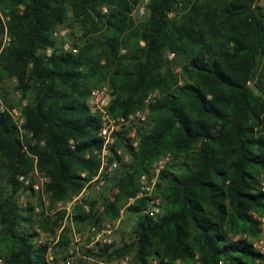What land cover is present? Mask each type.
Returning a JSON list of instances; mask_svg holds the SVG:
<instances>
[{"label":"trees","instance_id":"1","mask_svg":"<svg viewBox=\"0 0 264 264\" xmlns=\"http://www.w3.org/2000/svg\"><path fill=\"white\" fill-rule=\"evenodd\" d=\"M138 1L5 2L11 40L4 46L0 40V82L14 79L28 102L23 140L11 116L0 115L2 264H50L48 246L36 242L38 233L25 225L33 219L17 203L19 177L37 156L53 199L83 190L104 144L89 97L106 82L114 92L108 111L116 117L142 107L153 91L159 96L138 131V147H127L130 162L113 148L121 175L102 218L115 220L126 207L136 215L133 236L89 255L130 254L135 264H264L254 246L263 231L255 214H264V4L150 0L149 14L137 21L131 12ZM64 25L78 30L77 53L58 47L54 32ZM169 153L157 184L164 210L152 218L143 213L148 199L137 197L138 181ZM92 205L79 217L91 219ZM55 224L45 217L40 225ZM67 242L63 236L59 246Z\"/></svg>","mask_w":264,"mask_h":264},{"label":"built area","instance_id":"2","mask_svg":"<svg viewBox=\"0 0 264 264\" xmlns=\"http://www.w3.org/2000/svg\"><path fill=\"white\" fill-rule=\"evenodd\" d=\"M7 0H0V25L2 29H0V40L3 41V46L8 44L11 40V36L9 34L8 23L12 18V11L9 6L5 5ZM150 0H140L134 7L133 12L138 13L139 15H144L148 12ZM22 9V7H21ZM107 9L103 7V12H106ZM63 32L62 34H64ZM63 50L65 51H73L74 53L78 52V48L72 46L69 42H65L63 44ZM159 96V91H153L148 94L145 99V103L142 107L137 110L129 113L127 116H113L108 111V106L111 100L114 97L113 88L107 84H101L95 87L91 95L89 97V106L91 112L93 114H98L101 117V126L99 128L98 134L103 139L104 144L103 147L96 151L99 159H100V167L97 173L93 174L88 181L86 182L83 190L78 194L71 197L69 201H66V204L62 203V200L59 201L60 207L56 211L64 210L66 214L65 223L60 229V232L66 227L67 223H70L72 227L75 226V218H74V208L81 204L82 209L90 213L91 206L89 204H83L82 198H85L91 188H101L106 184V175L115 167L118 166L119 160H114L112 163H109V156L113 153L112 147L114 146L117 138L119 136H124L126 141L129 142L135 149L138 147L139 140L138 129L142 126H146L149 122L148 115L151 111V103ZM1 114H9L19 129L20 133H22L24 129L25 116L22 111L9 107L2 97V91L0 88V115ZM71 146L74 147V141H71ZM117 153H121L120 150H116ZM171 160V155L167 154L158 159L152 166L149 173H145L140 177V190L137 194V197H146L148 199L147 206L143 209V213L152 217L157 218L163 212V197L157 190V184L160 178V174L162 169L165 168L166 164ZM38 158L35 156V162L37 163ZM108 167V168H107ZM83 177H86V172L82 173ZM19 181L21 183L22 189L27 188L29 191L33 190L34 192L41 194L45 200L46 194L49 193L47 190V184L50 181V178L47 175H43L39 172L37 166L32 173L25 174L19 177ZM136 198H131V202H134ZM47 214H54V212ZM255 217L261 221V227L263 231L257 239L254 240L255 248L264 254V214L258 215L255 214ZM69 219V220H68ZM92 231H99L97 233V241L100 240L102 235H106L103 239L105 244H111L112 239L108 237L112 234V229L103 228L99 229L97 225H94ZM108 235V236H107ZM60 234H57L56 239H51V242H46L42 237L38 239L40 244H46L48 246L47 253V261L50 264H53V256L50 255L51 250H53V246L59 241ZM83 237L80 233L74 232L72 236V241L68 247L67 255L68 257L64 261L66 264H73L74 257L81 256L80 255V247L79 243L82 241ZM133 256L128 254L116 260L110 261H97L98 264H134ZM3 263V259H0V264Z\"/></svg>","mask_w":264,"mask_h":264},{"label":"rangeland","instance_id":"3","mask_svg":"<svg viewBox=\"0 0 264 264\" xmlns=\"http://www.w3.org/2000/svg\"><path fill=\"white\" fill-rule=\"evenodd\" d=\"M260 2L261 4H264V0H261ZM189 5H191V3H189ZM134 7H133V10H134ZM105 8L108 11V8L107 7ZM133 10L131 12V15L137 21L145 18L149 14V8H148V12L144 15H139L138 13H134ZM174 14H175V11L171 12L170 16L172 17ZM63 32L65 33L62 34ZM77 32L78 30L74 26L71 27L68 25H64V26H60L59 28H57L56 31L54 32V36L58 39V43H59L58 47L63 49V44L65 42H69L72 46L77 47L79 51V46L75 45V43H79L77 42L79 41L78 34H76ZM47 52L51 53L52 49L49 48ZM173 56H174V53H171L170 58H172ZM176 71L181 72L180 67H176ZM0 88L2 91L3 100L5 101V103L9 107L16 108L22 111L23 113V107L27 104L28 97L25 98L22 92L17 90L16 81L14 79H9L5 81V83L0 82ZM150 116H151V111L148 115L149 121H150ZM25 135H26L25 130L22 133H20L22 140L25 138ZM119 139H121V145H117V142ZM128 145H129V142L126 141V138L124 136H119L114 146L112 147V149L114 148L115 151L116 150L121 151L120 154L119 153L117 154L121 157V159L124 162H130L131 160V155L127 152ZM114 149H113V153L110 154L109 156V163H112L116 159L119 160V158H117L116 154L114 153ZM171 159H172V156H171ZM169 162H171V160ZM36 166L38 168V165L34 160V167L29 173H32L35 170ZM120 166H121V163L119 162L118 166L113 168L108 173V175H106V184L104 186H102L101 188H96V187L91 188L89 194L85 198H82L83 204H89L91 206V210L93 206L92 202H94L93 217H91V219L80 218L79 216L83 215L84 210L82 209L81 204H79L73 210L74 218H75V226L72 227L70 223H67L66 227L61 232H60V229L64 225L65 219H66V214L64 210L56 211L58 207H60L58 203L61 200H55L53 199L50 193H47L45 197L46 201H44V198L41 194H38L34 192L33 190L29 191L27 188L22 189V186H20L16 194V200H17L19 207L22 209L23 214L30 216L33 219L32 223H26L25 225L29 227V229L38 233L35 238L36 242L40 244L38 242V239L40 237H42L44 241L46 242L48 241L51 242L52 238L54 240L56 239L57 234H60L59 241L61 240L63 236H65L68 239V242L65 246H59V241L53 246V250H51V253H50V255L53 256V260H52L53 264H57V262L54 260L55 258L60 264L65 263L64 261L68 257L67 255L68 247L72 241V236L74 235V232L80 233L83 239L79 243L81 256L78 255V257H74L73 262H72L73 264H79L80 261L82 262V264H98L97 261H101V260L110 261V260H116V259L121 258V257H112V258L98 257L94 255H89V253L87 252L88 249L97 250L99 247L101 248V247L106 246L105 242H103V239L106 237V235H102L100 237V240L98 241L96 240L97 233L99 231H92V228L94 227V225H97L99 229H103V228L112 229V234L110 236L107 235L108 237H111L112 239V242L109 245H112V244H115L116 246L121 245L123 241H129L131 240L133 236L132 227L136 221V215L131 212H128L126 207L121 208L120 215L115 220L109 219V218H102V213L104 210L103 203H104L105 198L107 197L113 198L114 193L117 192L116 185L121 175ZM39 172L42 173L43 175H46L44 172L40 170ZM138 182L140 186V178ZM157 190H158V187H157ZM71 197L66 200H62V203L66 204L65 202L69 201ZM47 212L49 213L54 212V214L49 215L47 214ZM45 217H51L56 221V224L53 226L52 229L46 230V229H43L42 226L40 225L41 220L44 219ZM99 218H101V221L100 220L98 221ZM0 259H3V258H0Z\"/></svg>","mask_w":264,"mask_h":264}]
</instances>
